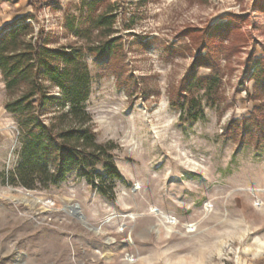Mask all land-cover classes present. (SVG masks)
Wrapping results in <instances>:
<instances>
[{
  "label": "rangeland",
  "instance_id": "obj_1",
  "mask_svg": "<svg viewBox=\"0 0 264 264\" xmlns=\"http://www.w3.org/2000/svg\"><path fill=\"white\" fill-rule=\"evenodd\" d=\"M88 1H0V28L25 17L49 47L83 50L85 108L124 182L111 197L76 173L47 190L8 184L20 141L0 74V264H264V147L223 133L261 102L245 60L264 58V0H108L106 37ZM229 19L232 34L214 46L209 30ZM107 40L110 58H95L88 47ZM205 41L218 50L214 70L195 66ZM210 71L217 99L206 105L192 92L204 117L184 123L169 100L184 76ZM62 111L54 104L41 118L54 122ZM73 205L84 222L68 212Z\"/></svg>",
  "mask_w": 264,
  "mask_h": 264
},
{
  "label": "trees",
  "instance_id": "obj_2",
  "mask_svg": "<svg viewBox=\"0 0 264 264\" xmlns=\"http://www.w3.org/2000/svg\"><path fill=\"white\" fill-rule=\"evenodd\" d=\"M87 7L89 12L97 11L91 21L99 35H110L114 16L108 0H89ZM230 25L229 19L209 30L210 36L218 37L211 39L214 46L232 34ZM111 43L112 40H107L88 50L97 59L110 58ZM204 44L195 58V66L214 70L218 50L215 48L212 53L211 46L206 41ZM235 50L231 46L229 51ZM245 61V71L253 80V89L261 102L247 116L231 118L223 133L243 146L261 150L264 147V58L250 53ZM0 74L10 96L4 109L14 116L20 141L18 161L7 171L5 181L30 190H47L76 173L99 193L111 197L116 182H124V178L109 145L97 141L85 108L90 73L83 50L49 47L45 40L33 35L32 25L23 17L0 28ZM190 76V80L183 77L177 97L171 96L169 100L173 108L183 109L180 119L188 124L204 117L201 99L190 94L201 91L205 104L213 105L219 82L212 71ZM51 86L59 90L58 95L48 91ZM54 104L63 111L54 122L47 123L41 114ZM105 181L108 185H104Z\"/></svg>",
  "mask_w": 264,
  "mask_h": 264
},
{
  "label": "bare ground",
  "instance_id": "obj_3",
  "mask_svg": "<svg viewBox=\"0 0 264 264\" xmlns=\"http://www.w3.org/2000/svg\"><path fill=\"white\" fill-rule=\"evenodd\" d=\"M40 201L39 199H36V202ZM68 212L72 213L75 215L79 220L84 222V217L83 215L78 211V208L76 205H73L69 208ZM96 231L100 232V229H96Z\"/></svg>",
  "mask_w": 264,
  "mask_h": 264
}]
</instances>
